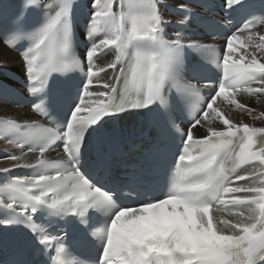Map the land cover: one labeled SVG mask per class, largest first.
<instances>
[{"label":"snow or ice","instance_id":"1","mask_svg":"<svg viewBox=\"0 0 264 264\" xmlns=\"http://www.w3.org/2000/svg\"><path fill=\"white\" fill-rule=\"evenodd\" d=\"M8 7L0 4L4 45L17 51L27 93L39 100L32 110L52 125L0 120V139L21 148V155L5 152V158L35 156L32 164L0 169L6 177L0 183V229L17 233L13 243L21 257L11 264H36L24 258L29 253L47 256L41 264H68L53 258L50 248L55 243L57 257L66 254L62 241L70 230L99 244L96 264H264V180L247 186L256 174H239L257 163L264 168V127L236 123L217 106L222 98L264 123V111L237 99L238 93L264 96V61L257 56L264 54V35L252 31L257 20L246 19L213 47L180 31L169 34L173 21L161 11L170 7L166 0H22L11 14ZM226 7L251 6L226 0ZM78 10L84 14L85 46L77 55ZM176 11L184 17L177 28L197 15L187 0H177ZM241 32L249 33L246 42L234 43ZM189 51L211 54L215 81L185 78ZM109 53L114 58L98 66ZM6 71L0 63V78L7 79ZM54 80L60 82L55 92ZM204 89L209 96L201 99ZM0 95L7 99L3 83ZM126 114L143 117L142 150L135 159L111 151L128 135L116 124ZM181 118L183 128L177 124ZM201 128L206 134L198 136ZM58 142L62 154L47 158ZM90 148L95 156L86 159ZM173 148L168 186L148 195L150 173ZM116 167L128 172L120 182L112 180ZM16 168L31 174H13ZM216 211L232 219L217 218ZM8 242L0 237V245Z\"/></svg>","mask_w":264,"mask_h":264},{"label":"bare ground","instance_id":"2","mask_svg":"<svg viewBox=\"0 0 264 264\" xmlns=\"http://www.w3.org/2000/svg\"><path fill=\"white\" fill-rule=\"evenodd\" d=\"M253 32L259 33L261 35H264V27L253 30ZM249 34L248 32L239 34L241 36V40L234 42V43H245L247 40L246 35ZM221 43L222 42H217ZM249 43H259V41H251ZM251 51V49H248ZM257 56L264 61V54L257 53ZM112 59V56H108L106 60L98 63V66L104 67L105 64ZM0 63H6L7 68H10L12 70H15L17 72L22 71V68L20 66V60L18 55L13 52L12 50L8 49L3 45L0 41ZM102 79H107V77H102ZM237 99L240 100L241 103L247 104L248 107L254 108L257 113L264 111V96L260 98L256 97H247L243 93L237 94ZM217 106L221 108L223 111H225L231 119H233L236 123H249L250 125H254L257 127H264V123H261L259 120L253 121L252 117L247 112H238L237 109L233 106L228 105L226 102L222 101V98H218L217 100ZM0 116L6 117L8 119H19L20 121L24 120H34L37 119V117L33 114L31 109L28 107H12L9 106L3 102L0 101ZM215 126L222 127V125L219 124V122H215ZM198 134L206 133L203 128L199 129ZM0 150H8L16 155H21V148H18L17 146L10 144L6 141L0 140ZM25 153H27V150L23 149ZM57 152V151H56ZM35 156L32 153H27L24 158L21 161L13 162L5 157L0 158V169L9 168L12 167L14 163H23V164H32L34 163ZM264 169L261 166H258L248 172V174H253L256 172H262ZM264 176L257 175L255 177V181H248L246 183L247 186H252L253 183H255L256 186L259 185V181L263 180ZM215 216L217 218L223 216L224 218L232 219V217L227 216V212L221 213L220 211L215 212Z\"/></svg>","mask_w":264,"mask_h":264},{"label":"rangeland","instance_id":"3","mask_svg":"<svg viewBox=\"0 0 264 264\" xmlns=\"http://www.w3.org/2000/svg\"><path fill=\"white\" fill-rule=\"evenodd\" d=\"M246 37H248V36L246 35ZM237 111H239V110H237Z\"/></svg>","mask_w":264,"mask_h":264}]
</instances>
